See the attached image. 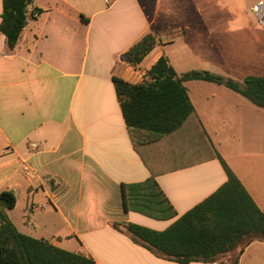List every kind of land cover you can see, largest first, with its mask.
<instances>
[{"label": "crops", "instance_id": "0c3cea01", "mask_svg": "<svg viewBox=\"0 0 264 264\" xmlns=\"http://www.w3.org/2000/svg\"><path fill=\"white\" fill-rule=\"evenodd\" d=\"M256 2L35 0L43 13L28 22L13 51L0 32V193L16 196L14 209L6 211L15 227L94 264H179L136 244L114 224L163 231L222 187L227 173L194 121L143 148L176 216L157 220L125 211L123 185L145 182L152 172L133 147L112 78L141 83L163 54L178 74L215 73L223 57L239 70L264 38L252 10ZM1 12L2 0L0 21ZM149 33L160 45L142 63L126 62L124 53ZM173 47H179L181 60L174 61ZM185 85L214 149L264 211V162H235L228 151L233 142L217 141L213 129L215 121L247 114L264 137V109L233 91L241 97L234 98L225 86L228 91L199 80ZM252 156L264 159V151L242 154ZM236 257L190 264H233ZM237 260L264 264V240L250 243Z\"/></svg>", "mask_w": 264, "mask_h": 264}, {"label": "trees", "instance_id": "16d2710c", "mask_svg": "<svg viewBox=\"0 0 264 264\" xmlns=\"http://www.w3.org/2000/svg\"><path fill=\"white\" fill-rule=\"evenodd\" d=\"M34 3L35 0H2L0 32L5 36L7 51L15 49L28 22L43 13ZM158 45L157 35L146 34L124 53L123 58L138 65ZM196 80L225 86L264 109V76L248 75L239 82L206 70L178 74L165 54L152 65L141 83L132 84L117 76L112 78L133 147L152 172L145 182L123 185L124 209L157 220L176 216L174 207L154 179L156 174L144 156L143 148L160 137L175 136L194 121L206 135L212 157L221 160L227 173L226 183L163 231L134 223H116L114 227L136 244L168 261L214 263L236 254L233 264H237L238 256L250 243L264 240V211L224 163L202 128L185 85ZM15 205L14 192L0 193V264H94L84 255L21 233L6 213Z\"/></svg>", "mask_w": 264, "mask_h": 264}, {"label": "rangeland", "instance_id": "374dc122", "mask_svg": "<svg viewBox=\"0 0 264 264\" xmlns=\"http://www.w3.org/2000/svg\"><path fill=\"white\" fill-rule=\"evenodd\" d=\"M173 35L175 38L177 32H173ZM171 50L173 52L175 51V54H172L174 61L181 60L183 58L179 52V47H173ZM185 59L191 64H193L192 62H195L196 60V58ZM221 60L222 67L218 68V71L215 72L221 76L230 77L236 81L242 82L244 75L247 74L264 75V38H262L260 42L253 45V48L248 53L246 60L241 63L243 67H241L239 70H237L232 64L229 65L227 61H225L224 57ZM215 86H217V88H222V90L228 91V89L223 86L214 85V87ZM214 93L220 96V98L224 99L223 94H221L219 91H215ZM230 93L234 98H241L233 91ZM213 129L218 135L217 141H226L228 143L233 142L234 149L231 151L230 147H228V151L232 153L235 162H250L257 164L264 162V159H258L254 156L248 158L242 157V154L245 152L252 153L256 151H264V137H262V133L259 131L260 129L257 121L251 116L243 114L239 115L235 120H227L223 122L215 121L213 122ZM221 158L224 163L229 166L225 158L223 156Z\"/></svg>", "mask_w": 264, "mask_h": 264}, {"label": "built area", "instance_id": "2783aa9c", "mask_svg": "<svg viewBox=\"0 0 264 264\" xmlns=\"http://www.w3.org/2000/svg\"><path fill=\"white\" fill-rule=\"evenodd\" d=\"M253 13L257 17L258 24L264 30V0H257V2L252 7ZM32 147L37 148L36 144H32Z\"/></svg>", "mask_w": 264, "mask_h": 264}]
</instances>
